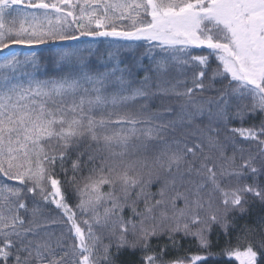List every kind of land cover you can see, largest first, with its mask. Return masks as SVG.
<instances>
[{
    "label": "snow or ice",
    "instance_id": "obj_1",
    "mask_svg": "<svg viewBox=\"0 0 264 264\" xmlns=\"http://www.w3.org/2000/svg\"><path fill=\"white\" fill-rule=\"evenodd\" d=\"M85 36L93 41L84 43ZM96 38H105L110 47L93 63ZM141 42L148 47L137 56ZM40 45L52 49L49 59L57 73L43 80L36 79L40 62L32 50ZM12 46H26L28 52L22 59V49ZM193 50L207 54L193 56ZM122 53L132 54L131 63ZM190 63L200 69L193 88L178 92L175 85L165 86L172 65ZM218 80H227V86L216 88ZM194 91L215 95L198 102ZM169 95L186 98L179 112L168 107L146 113L148 101ZM137 101H144L138 113L118 111ZM165 114L172 118L164 119ZM257 114L264 116V0H0V177L19 182L12 186L0 179V264H118L124 250L147 253L152 239L161 237L169 243L142 256L141 264H186L165 258L179 246L178 234L195 238L207 252L213 225L227 236L229 217L247 210L248 196L264 204V187L255 182L264 175V120L229 127ZM223 129L232 133L225 137L234 149L231 157L224 154ZM237 136L255 143L258 152L245 157ZM235 151L241 154L238 166ZM65 161L73 173L83 168L90 173L77 187L76 211L55 173L59 162L67 174ZM248 176L252 184L230 189L222 184ZM154 181L160 183L157 192L146 191ZM104 185L112 190L103 192ZM216 192L223 196L222 208L213 207ZM37 196L61 210L73 243L65 247L51 233L40 236L48 221L40 222ZM102 204L110 206L101 213ZM125 207L132 214L127 220ZM77 212L91 218L78 220ZM94 228L108 230L110 242L102 254ZM246 243L243 250L226 248L220 255L239 264L264 260V241ZM210 258L219 257L193 255L188 264Z\"/></svg>",
    "mask_w": 264,
    "mask_h": 264
},
{
    "label": "trees",
    "instance_id": "obj_2",
    "mask_svg": "<svg viewBox=\"0 0 264 264\" xmlns=\"http://www.w3.org/2000/svg\"><path fill=\"white\" fill-rule=\"evenodd\" d=\"M46 2L53 3L54 0H46ZM143 20L147 21L150 19V16H143L141 17ZM124 27L127 28L129 22L123 21L122 22ZM81 40L84 43H89L93 41V38L91 37H81ZM96 48L98 49L97 55L92 58L93 63L97 62V58L100 56H103L105 53V49L109 48V44L105 38H96ZM19 49H22L21 51V57L28 52V48L26 46H12ZM148 45L144 42H141L137 45L136 48V55L138 56L140 53H143ZM36 52L37 57L39 58L40 67L36 73V79H47L53 76H56L57 73L53 71V67L51 64V61L49 59L52 49L49 48L46 45H40L36 46L32 49ZM206 51H200V50H193L191 52V55H206ZM122 56L124 59L131 63L132 61V54L131 53H122ZM143 64L147 66L149 64V61L147 58L144 59ZM218 66V62L215 60V58H212L210 61V69H215ZM200 69L193 64H189L188 66H183V68L174 67V65L171 66L168 74H167V80L168 83L165 85L166 87H170L172 85H175L176 91L183 92L187 88H193V78L194 75L199 71ZM209 71V75H210ZM139 77H142L144 75L143 71H139L137 73ZM208 81L206 80L205 83ZM228 81H217L215 82V87L220 88L222 86H227ZM210 95H215V92H205L200 93L198 91L193 92V100L194 101H203ZM186 100L185 97H177L174 95L169 96H161V97H154L151 101H148V108L146 110V113L155 112L157 110L163 112L165 108L171 107L174 112H179V105L184 103ZM144 103V101H137L136 103L130 104L125 109H119L120 112H126L130 111L134 114L138 113L140 111V105ZM172 117L165 114L164 119H170ZM261 120H264V116H261L260 114H257L256 116L246 119L243 124H241L239 121H233L229 127H252L254 125L258 126L261 122ZM199 122V121H198ZM206 122V121H205ZM232 133L227 131V129H223L220 134V140L221 143L225 145L224 147V154L227 157H231L234 154V149L232 146V143L225 139V137H231ZM235 143L238 147L244 149L243 155L247 157L249 154L255 155L258 152V146L255 143H248L243 141L240 137H234ZM50 147L54 148L56 147L55 144L50 145ZM95 147V145H93ZM215 155L218 157L219 153H215ZM236 156V165L238 166L241 163L240 159V152L235 151ZM72 159H75V156H72ZM86 159V158H85ZM218 162H223L222 160ZM64 167L68 169L67 174L63 173L60 170L59 162L57 163V166L55 168V173L58 179L61 180L62 183V190L64 192L65 199L67 203L73 208L74 211H76V205L79 203L81 196L80 193L77 191V187L82 188L83 185L87 182L86 177L89 176V171L87 168H83L78 173H73L71 171V162L65 161ZM90 167V166H89ZM257 167L259 165L257 164ZM75 175L76 180L75 183L71 182L72 177ZM0 179H4L6 183H9L12 186H19L18 181H10L6 178L0 177ZM254 182V179L251 176H248V178L240 179L239 181L236 178H230L222 181L223 186L226 189H230L237 186H242L244 184H252ZM255 182L258 183L260 186L264 187V175L259 176L255 179ZM160 187V183L153 182L151 186L146 188V191L151 193H156L158 188ZM112 190V189H111ZM110 190V191H111ZM117 194H119V186L117 185V188L115 189ZM138 191V189H135L132 193L131 199H135V192ZM155 199H159L158 196L154 197ZM223 199V196L221 193L216 192L213 194V207L214 208H222L223 205L221 203ZM249 203L245 205L246 211L244 213L234 212L230 217L229 220L231 221L232 227H230L228 235L225 236L223 233V230L219 225H213L212 232L209 236V239L211 241V248L207 250V252L198 246V242L195 238L192 237H183L182 235H177V240L179 241V246L175 249H169L166 259H176L181 258L184 259L186 264H188L189 258L193 255H201L205 256L208 252H211L213 254H217L219 258H210L208 259L205 264H239L237 260L233 259H226L222 255V251L226 248L232 249L239 247L241 250H243L244 247L247 246L246 242H251L253 245H259L261 241H264V230H262V224H264V220H262V217H264V204H262L259 200L253 198L252 196L247 197ZM25 202L28 204V207H33L34 201L32 200L31 196L25 197ZM36 203H38L39 207L42 209V216L40 222L43 224L45 221H48L45 227L41 228L40 230V236L45 237V233H51L52 239L56 240L57 238L62 239V241L65 244V247L67 245L73 243L72 236L67 231V221L65 220L61 210L57 209L54 204H45L43 202L39 201V197H36ZM179 206H183L182 203H180ZM139 209L143 208V203H139L137 205ZM205 213H201V215H204ZM21 215L25 217L26 220L31 219L30 213H24L21 212ZM124 218L127 220L131 217V211L128 207L124 208L123 212ZM89 215H81L79 212H77V219H90ZM133 219H135L133 217ZM81 227H85L83 224H81ZM193 230H195L196 226H192ZM252 228L255 229L252 233L245 232V228ZM94 231L96 234L100 237V245L98 246V252L102 254V246L104 244H108L110 242L108 230L107 229H101V228H94ZM129 239H131V236H129ZM169 241L166 237H161L159 240L153 238L151 241L152 248L149 249L147 253L141 252L140 250L131 251V250H124L121 255L118 257V264H141V257L144 255L151 254L153 251L158 252L160 249L156 247L157 245H163L168 244ZM259 251V248H257ZM112 251L114 252L115 249L113 248ZM264 255V253H262ZM257 264H264V260H262L260 257H258Z\"/></svg>",
    "mask_w": 264,
    "mask_h": 264
},
{
    "label": "rangeland",
    "instance_id": "obj_3",
    "mask_svg": "<svg viewBox=\"0 0 264 264\" xmlns=\"http://www.w3.org/2000/svg\"><path fill=\"white\" fill-rule=\"evenodd\" d=\"M54 2L58 3L59 0H54ZM13 15H15V14H13ZM156 51H157V55H159V54H160V50L157 49ZM24 55H25V54H24ZM24 55H23V56H24ZM23 56L21 57L22 59H23ZM182 58H183V59H187V56H182ZM174 67H176L177 69H178V67L183 68V67L180 66V65H174ZM27 71H32V69H31V68H28ZM24 83H25V85H26V83H27L26 80L24 81ZM118 111H119V110H118ZM112 119L115 120L116 117L113 116ZM134 143H137V142H134ZM130 150H131V149H130ZM101 190H102L103 192L107 193V192H109L111 189H110L107 185H104L103 188H102ZM133 191H134V190H133ZM106 206H110V205H104V204H102V205L98 208V211H100V212L102 213V212H103V207H106Z\"/></svg>",
    "mask_w": 264,
    "mask_h": 264
}]
</instances>
